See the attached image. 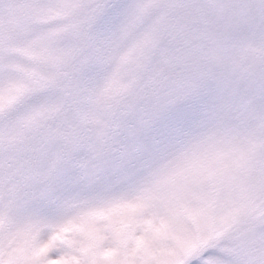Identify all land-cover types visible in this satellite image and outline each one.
I'll list each match as a JSON object with an SVG mask.
<instances>
[{
    "label": "snow or ice",
    "instance_id": "snow-or-ice-1",
    "mask_svg": "<svg viewBox=\"0 0 264 264\" xmlns=\"http://www.w3.org/2000/svg\"><path fill=\"white\" fill-rule=\"evenodd\" d=\"M0 264H264V0H0Z\"/></svg>",
    "mask_w": 264,
    "mask_h": 264
}]
</instances>
